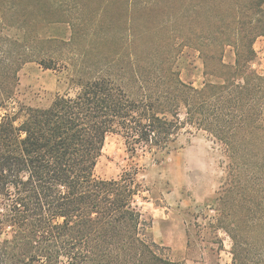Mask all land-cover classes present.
Here are the masks:
<instances>
[{"label": "trees", "instance_id": "1", "mask_svg": "<svg viewBox=\"0 0 264 264\" xmlns=\"http://www.w3.org/2000/svg\"><path fill=\"white\" fill-rule=\"evenodd\" d=\"M12 1L0 0L2 23L19 3ZM236 5L231 20L209 21L206 42L191 43L203 62L199 87L180 78L171 47H137L127 68H75L72 96L56 93L46 105L16 111L9 104L18 71L33 60L35 44L61 42L66 34L9 38L0 30V264H185L169 258L154 239L153 217L135 203L139 168L112 179L94 175L109 133L123 139L130 158L148 154L160 163L183 130L206 132L228 159L231 179L218 192L224 219H237L241 209L250 217L256 207L264 215V75L249 70L253 43L264 35V0ZM168 18L164 43L172 46L176 29L180 36L199 27L181 17L178 28ZM227 46L234 48L233 63L224 60ZM40 55L35 60L45 69L71 65L69 56ZM228 225L232 263L264 264V238L242 242L238 226ZM252 253L261 257L250 260Z\"/></svg>", "mask_w": 264, "mask_h": 264}, {"label": "rangeland", "instance_id": "2", "mask_svg": "<svg viewBox=\"0 0 264 264\" xmlns=\"http://www.w3.org/2000/svg\"><path fill=\"white\" fill-rule=\"evenodd\" d=\"M14 1L19 3H14L15 9L6 15L4 23L0 16V30L3 28V35L9 38H22L28 33L33 36H66L61 42L35 44L33 60L25 63L18 71L16 94L9 104V109L13 111L18 110L21 105H46L56 93L63 94L67 91L72 96L76 88L71 84L70 75L75 68L88 67L91 72L96 68L103 72L115 70L120 65L127 68L132 61L128 53L137 47L144 51L171 47L174 52H178L174 65L177 64L180 78L199 87L205 80L202 74L203 62L191 43L197 46L206 42L209 21L231 20L238 11L236 3L243 2ZM27 6L32 7V12ZM168 17L176 19L177 23L181 17L195 19L199 22V27L191 30L190 34L179 30L180 36L176 29L172 46L171 43H164L168 33L164 29V23ZM28 24L31 27H27ZM180 26L179 23L178 28ZM140 29H144V33L137 32ZM253 49L255 57L249 64V70L263 76L264 35L255 39ZM43 51L50 54L52 52L61 58L69 56L71 59L68 63L71 65L58 63L55 69H45L35 60ZM113 55L114 60L110 59ZM234 57V48L227 46L224 50L225 62L233 63ZM4 112L5 110L0 112V118ZM187 130L182 131L174 144L175 149L160 163H154L148 154L139 153L138 156L130 158L123 139L117 134L109 133L96 163L94 175L100 179H112L119 177L131 166L139 168L136 180L141 183L142 189L135 196V203L146 214L160 219V222H153L152 232L156 242L167 247L165 252L169 258L185 264H233V240L227 232L232 227L228 223L234 222L238 226L242 242L252 243L255 237L258 241L264 238V215L256 207L250 217L241 209L237 219H224L218 192L228 182V178L231 179L227 171L228 159L222 146L214 142L206 132L193 128ZM243 247L245 250L249 249V244ZM255 255L249 254L247 258L257 261L261 257Z\"/></svg>", "mask_w": 264, "mask_h": 264}, {"label": "crops", "instance_id": "3", "mask_svg": "<svg viewBox=\"0 0 264 264\" xmlns=\"http://www.w3.org/2000/svg\"><path fill=\"white\" fill-rule=\"evenodd\" d=\"M160 222V219H157V218H155V217H153V222Z\"/></svg>", "mask_w": 264, "mask_h": 264}]
</instances>
